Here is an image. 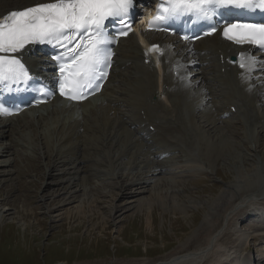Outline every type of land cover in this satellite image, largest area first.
<instances>
[{
    "label": "bare ground",
    "instance_id": "6f19581e",
    "mask_svg": "<svg viewBox=\"0 0 264 264\" xmlns=\"http://www.w3.org/2000/svg\"><path fill=\"white\" fill-rule=\"evenodd\" d=\"M42 2L45 0H0V18L9 11L22 10ZM155 43L164 48V55L154 56L155 61L145 66L141 59L142 47ZM235 51L242 49L221 41L218 36L202 40L194 46L181 44L165 35L142 32L141 36H129L119 44L114 72L100 97L80 105H64L56 100L52 105L3 120L0 122V138H9L11 131L18 132L23 126L32 132L37 131L36 126H44L48 133L39 138L36 155L43 157L46 155L44 150L48 154L56 147L57 156L73 165L79 155L96 146V155L101 156L102 153L108 158L106 160H116L124 167L121 173V169L119 172L114 168V163L109 166L115 185L120 186L123 181L118 180L125 178L127 186H154L155 191L150 192L148 201L140 199L147 193L144 190L131 195L132 201L115 205L112 210L114 217L127 212L132 213V217L138 213L143 215V212L152 216L154 207L160 205L164 213L188 218L192 209L205 208L200 232L195 231L194 240L180 249L179 254L189 247L191 249L187 251H192L185 256L174 253L153 264H201L203 259L210 258L209 255L212 264H250L248 254L241 255L238 250L227 251L221 245L217 247L223 223L235 205L239 202L252 203L264 197V152L260 149L258 138L264 130V109L260 111L257 108L264 103V57L251 58L249 67L241 71L237 65L229 64V57ZM191 63L196 64L198 70L194 79L189 81L187 75ZM175 71H178L177 76H174ZM116 78L120 79L119 85L112 89ZM243 115L251 130V140L247 141L248 145L251 144L248 152L245 151L246 144L232 142L230 132L225 134L223 128ZM200 119H204L207 128L215 130V137L213 130L201 129ZM232 137L237 139L238 136ZM197 148L199 154L195 158L196 154L190 152H195ZM177 153H186L185 157L189 158L187 165L180 167L173 164ZM224 153L231 172L225 176L228 182L220 187V194L212 203L174 188L161 189L169 181L178 184L179 180L190 175L208 168L212 170L217 162L212 161V157L216 154L220 159ZM126 158L128 160L124 162ZM47 168L50 170L51 166ZM61 171L64 172L58 176L69 174ZM52 174L56 180L58 176ZM80 181H88V178L79 176L77 170L68 182L76 183L79 188L68 192L63 204L73 205L79 199V207L68 213L69 216L79 214L81 218L86 211L84 206L92 207L97 199L92 197V202H89L93 188L82 185ZM111 192L108 193L112 195ZM120 197L122 194L119 191L112 197L114 203ZM50 203L55 207L56 202ZM262 206L253 205L252 211L249 208L244 214L247 217L257 216L253 218L257 223L256 229L262 226L258 222L264 218ZM29 213L22 210L19 217L23 219ZM196 216L199 218L197 213L192 215L193 218ZM0 218L3 219V215ZM152 221L149 217L146 224L153 229ZM245 239L243 236L242 240ZM211 250H214L213 254L209 252ZM261 261L264 264V259Z\"/></svg>",
    "mask_w": 264,
    "mask_h": 264
},
{
    "label": "rangeland",
    "instance_id": "374dc122",
    "mask_svg": "<svg viewBox=\"0 0 264 264\" xmlns=\"http://www.w3.org/2000/svg\"><path fill=\"white\" fill-rule=\"evenodd\" d=\"M119 80H115L112 89L117 88ZM259 105L257 108L262 111L264 103ZM243 116L229 127L225 128L223 125L218 127H223L225 134L230 132V135L238 136L235 139L228 134L232 142L246 144L245 151L248 152L251 144L248 145L247 141L251 140V130L246 116L245 118ZM200 121L201 129L213 130L212 135L215 137V130L207 128L204 119ZM36 129V132H32L31 129L23 126L18 132L11 131L9 138H0V215H3V219L0 218V264H144L146 262L153 264L164 261L171 254L185 256L192 251H187L191 249L189 247L184 251L181 250L183 254H179L180 249L194 240L195 231L200 232L205 208L192 209L188 218L164 213L160 205L154 207L152 216L143 212V215L138 213L132 217L133 214L127 212L118 218L114 217L112 210L115 205L132 201L131 195L144 190L147 193L140 199L148 201L150 192L155 191L154 186L147 185L142 188L127 186L125 178L118 180L123 181L120 186L115 185L109 173L112 171L109 166L114 163V168L121 169V173L124 167H121L116 160H106L108 158L102 153L101 156L96 155L98 154L96 146H91L84 155H79L73 165L72 162L69 164L57 156L56 147L52 153L50 151L47 154L44 150L46 155L42 157L41 154H37V156L39 138L48 133V130L44 126H36ZM261 131L258 138L260 149L264 152V130ZM184 148L188 151L186 147ZM190 153L196 154V158L199 149ZM190 153L187 152V155L192 156ZM185 154H175L177 159L173 164L180 167L187 165L189 158L185 157ZM222 155L220 159L216 154L212 157V161H217L212 170L208 168L193 176L189 174L186 179L179 180L178 184L169 181L161 189L174 188L212 203V200L220 194V187H224L225 182H228L225 176L231 172V168L227 167V156L225 153ZM127 160L128 158L124 162ZM48 165L51 166L50 170L47 168ZM183 169L189 170L187 167ZM61 170L69 174L58 176L64 172ZM77 170L79 176L88 178V181H80V183L93 188L90 191L89 202H92V197L97 199L92 207L84 206L86 211L81 218L79 214L74 213L69 216L68 213L69 210L79 207V199L73 205L63 204L67 193L79 188L76 187V183L68 182L69 178H74ZM51 172L58 176L56 180L53 179ZM109 191H112L113 196L118 195L120 191L122 197L114 203ZM256 200L252 203L239 202L233 211L228 213L216 246L221 245L222 248H227V251L238 250L241 255L249 254L250 264H254L252 259L254 255L258 261L256 264H263L261 260L264 259V218L263 223L258 221L262 226L259 225L256 229L257 223L253 218L257 216L244 215L249 208H251L249 211H252L253 205L254 207L264 205V197ZM50 201L56 202L55 207ZM142 203L146 206L145 202ZM22 210L30 212L23 219L19 217ZM195 213L199 218L192 217ZM149 217L153 220V229L147 226ZM243 236L246 237L245 240H242ZM247 248L254 251L248 253ZM213 251L209 252L213 254ZM209 257L200 263L212 264L211 256Z\"/></svg>",
    "mask_w": 264,
    "mask_h": 264
},
{
    "label": "snow or ice",
    "instance_id": "6c2138e0",
    "mask_svg": "<svg viewBox=\"0 0 264 264\" xmlns=\"http://www.w3.org/2000/svg\"><path fill=\"white\" fill-rule=\"evenodd\" d=\"M134 0H45L22 10H12L0 18V84H17L31 79L28 69L15 53L28 44L48 43L66 48L61 60L60 95L70 100L86 99L88 90L98 91V81L107 77L114 43L104 32L106 21L119 18L125 28ZM154 20L164 21L192 15L211 20L221 8L264 9V0H163ZM215 31V28L212 29ZM128 33L121 30L120 35ZM210 34V33H206ZM224 36L237 44H256L264 48V24L233 23ZM79 37L74 47H68ZM187 39V37H185ZM153 46L150 51H158ZM67 53H71L69 56ZM244 65L242 64L241 67ZM0 107V115H12Z\"/></svg>",
    "mask_w": 264,
    "mask_h": 264
}]
</instances>
